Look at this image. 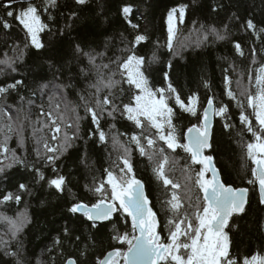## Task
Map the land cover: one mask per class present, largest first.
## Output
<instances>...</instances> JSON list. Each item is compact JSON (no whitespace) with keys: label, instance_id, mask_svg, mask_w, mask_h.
Masks as SVG:
<instances>
[{"label":"trees","instance_id":"16d2710c","mask_svg":"<svg viewBox=\"0 0 264 264\" xmlns=\"http://www.w3.org/2000/svg\"><path fill=\"white\" fill-rule=\"evenodd\" d=\"M35 2L40 4L41 0ZM126 3L133 8L129 19L132 23H138L139 31L149 37L138 46V54L150 57L155 52L157 57L147 71L153 87L167 89L170 82L186 103V98L195 93L201 105L205 106L209 97H214L217 107L221 103L228 105L227 120L219 116L214 118L212 147L206 155L213 156L226 184L249 188L245 213L234 216L230 221L231 251L241 257L257 252L264 254V205L259 203L257 185L247 184V180L252 178L251 168L254 165L246 158L245 145L252 140V134L239 120L241 109L227 96V90L231 87L238 98L243 99L240 92L248 86L249 70L254 73L264 63V32L260 31L264 29V0H87L83 6L77 5L75 0H58V7L50 11L51 20L47 19L49 13L42 15L49 25V29L41 33V41L45 45L42 49L30 44L25 48L28 41L22 25L7 17L12 27L4 29L0 25V61L16 58L12 65L16 70L12 71L0 63V69H4L0 72V85L17 80L22 83L0 97V127L8 123L5 112L15 121L14 126L20 123L18 116L22 117L25 113L35 120L42 106L48 109L49 96L53 92L59 96L62 108L65 103L69 108L81 104L80 95H87L89 91L88 81L80 71L87 65V60L76 51V45L79 44L85 51L104 52L106 57L112 59L121 56V49L125 47L121 33L127 40H131L135 34L120 11ZM181 4L188 7L183 22L177 21V38L173 40L172 49H169L167 14L171 8ZM20 6L27 5L15 3L8 10L18 12ZM72 12L76 16L72 17ZM4 13L5 8L0 5V16H4ZM248 19L256 25L255 30L242 27ZM224 24L229 26L226 39L218 40L209 34L212 27L222 30ZM237 42L244 55L237 52ZM107 62L108 59H104V63ZM165 72L168 73L167 80ZM226 78L230 79V84L226 83ZM237 80L241 81L239 87ZM68 84L72 87L57 88ZM43 85L48 87L41 91ZM170 105L174 107L173 123L180 135V142L186 143L185 131L200 121L176 106L174 99L170 100ZM20 109L24 111L19 112ZM202 111L200 107L198 115L202 116ZM78 112L83 117L77 133L79 138L60 155L56 165L60 174L67 178V189H71V193L67 189L58 192L43 181L37 183L35 173L20 166L0 173V200L6 193H17L21 183L27 184L31 192V195L21 192L19 203L15 200L0 202V214L10 218H16L27 210V222L14 238L8 223L0 219V238L7 241V250L20 253L19 259L23 260V264H65L69 257L78 259L79 264H95L98 257L102 258L113 247L119 246L111 239L113 223L121 232L131 230L130 218L125 223L123 214L114 216L112 222L97 223L93 228L91 222L81 214L73 215L67 211L73 202V195L85 202H95L88 188L106 179L105 170L112 169L117 163L122 164L118 159L121 152L113 146V136H118L119 141L130 148L135 176L143 181L150 206L157 213L160 224L158 231L162 236L167 235L165 225L170 213L164 202L170 198L171 187L166 188L157 179L153 172L155 161L150 162L146 156H141L130 140L133 134L140 135L141 129L119 114L115 119L104 117L101 127L108 139L100 142L98 133L90 135L95 132L90 116L85 114L82 106ZM250 112L251 109H247V113ZM226 122L232 127L225 128ZM113 124L114 128L111 127ZM254 127H258L255 122ZM23 135V147L18 144L15 134L8 141V147L29 163L43 167V162L36 157L37 145L28 121H24ZM3 138L4 133L0 132V142H3ZM142 143L146 144V141ZM157 147L165 148V154L175 161V168L169 175L181 184L185 183V175H193L194 178V173L201 167L192 164L189 154L182 148L175 151L167 149L166 144L159 140ZM40 150L43 151L42 146ZM0 160H3V156H0ZM185 165L190 167V171L184 168ZM43 171L49 177L54 175L50 167H43ZM188 186L193 188L195 194L194 186L191 183ZM180 191L183 195V189ZM65 227L71 230V236L64 234ZM77 236L80 237L78 241L75 239ZM57 237L61 241L59 244L55 243ZM82 252L84 255H81ZM16 262L17 257L6 255L4 245L0 244V264Z\"/></svg>","mask_w":264,"mask_h":264},{"label":"snow or ice","instance_id":"6c2138e0","mask_svg":"<svg viewBox=\"0 0 264 264\" xmlns=\"http://www.w3.org/2000/svg\"><path fill=\"white\" fill-rule=\"evenodd\" d=\"M23 3L27 6H20L18 12L8 10L11 7V0L4 3L5 13L4 16H0V25L4 29L11 28L12 25L6 18H13L22 25L25 32L28 43L24 47L27 48L30 44L36 49H42L45 45L41 41V33L49 29L42 15L45 12L49 13L47 19L51 20L50 11L58 7V0H41L40 4L35 0H23ZM75 3L83 6L87 0H75ZM187 7L181 4L168 11L169 49H172L173 40L177 38V21L183 22ZM120 11L135 32L131 40H127L121 33L122 43H125V47L121 49L123 53L121 56L112 59L106 57L104 52L85 51L79 44L76 45V51L87 60V65L80 71L88 81L89 91L87 95H80L81 104L69 108L68 103H65L62 108L59 96L53 92L49 96L48 109L45 110L42 106L35 120L31 119L29 113H25L22 117L18 116L20 123L14 126L15 121L11 115L4 113L8 123L0 127V132L4 133L3 142H0V156H3V160H0V173L14 166L30 169L35 173L37 183L46 182L49 187L62 193L67 189V178L60 174L56 165L60 155L79 138L77 133L83 117L79 115L78 109L82 106L85 114L90 116L92 124L95 125V132L90 135L98 133L100 142H106L108 139L101 127L102 119L104 117L115 119L119 114L141 129V134H133L130 140L141 156H146L150 162L155 161L153 172L157 179L161 180L166 188L171 187L170 198L164 202L166 210L170 213L165 225L167 235L162 236L161 231H158L160 224L157 213L150 206L143 182L135 176L130 148L123 145L118 136H113V146L121 152L118 159L122 164L117 163L112 169L105 170L106 179L88 188V192L95 197V202H85L73 195V202L67 209L73 215L81 214L91 222L93 228L98 222H112L114 216L118 214H123L125 223L130 218V231L121 232L113 223L114 234L111 239L119 246L113 247L102 258L98 257L95 264H264V254L259 252L241 257L231 251L230 221L234 216L245 213L246 205L249 203V188L225 184L213 157L205 155V150L212 147V117L219 116L227 120L228 105L221 103L217 107L214 104V97L207 99L206 106L201 105L195 93L186 98V103L170 82L167 89L154 88L147 71L150 64L156 62V54L153 52L150 57L138 54V46L149 37L139 31L138 23H132L129 19L133 13L130 4H124ZM70 15L74 17L76 13L72 12ZM228 27V24H224L222 30L212 27L209 34L218 40H224ZM242 27L256 29L251 19ZM260 31L264 32V29ZM235 48L240 55H244L240 43L237 42ZM106 58L108 62L104 63ZM15 59L8 58L0 63L15 71L16 69L12 67ZM2 71L4 69H0V72ZM164 76L167 80L168 73L165 72ZM21 83L22 81L17 80L14 83L0 85V97L10 90H15ZM226 83H231L229 78H226ZM240 83L241 81L237 80L238 87ZM47 87L48 85H43L41 91ZM69 87L72 85L57 86ZM227 96L241 109L239 120L246 131L252 134V140L245 145L246 158L254 165L251 168L252 178L247 180V184L258 185L259 203L264 205V63H261L254 73L249 70L248 86L240 92L243 99H239L231 87L227 90ZM173 99L175 105L182 111L190 113L200 121L199 124H193L187 129L186 143L180 142V135L173 123L175 112L174 107L170 105V100ZM200 107L203 108L202 116L198 115ZM247 109H251V112L247 113ZM24 121H28L32 128V138L37 145V160L43 162V167H50L54 174L52 177L45 174L43 167L37 163H29L14 149L8 147V141L13 134L16 135L18 144L23 147ZM254 122L258 127H254ZM111 127L114 128L115 125ZM224 127L231 128L232 125L226 122ZM157 140L163 141L167 149L173 151L182 148L189 154L192 164L201 166L194 173V178L193 175H185V183L181 184L179 180L170 177L169 172L174 170L175 161L170 160L165 154V148L157 147ZM142 141H146V144ZM40 146L43 147V151L40 150ZM184 168L190 171L188 165ZM189 183L194 186L195 194L193 188L188 186ZM18 188L17 193L9 192L3 195L0 202L15 200L19 203L22 198L21 192H28L31 195L27 184L21 183ZM67 191L71 193V189ZM0 219L8 223L11 236L14 238L27 222V210L19 213L16 218L0 214ZM64 234L71 236V230L65 227ZM75 239L78 241L80 237L77 236ZM60 242L57 237L55 243ZM0 244L4 245L6 255L17 257L16 264H23V260L19 259V252L7 250V241L0 238ZM65 264H79V260L69 257Z\"/></svg>","mask_w":264,"mask_h":264},{"label":"water","instance_id":"95a60500","mask_svg":"<svg viewBox=\"0 0 264 264\" xmlns=\"http://www.w3.org/2000/svg\"><path fill=\"white\" fill-rule=\"evenodd\" d=\"M35 1H37V0H35ZM8 2V0H0V5H3L4 3H7ZM15 3H23V0H11V5H13V4H15ZM206 106V105H205ZM203 112V111H202ZM214 118H215V116H213L212 117V127H213V123H214ZM186 133H187V130L185 131V134H184V140H185V142H187V140H186ZM208 151V149L207 150H205V155H206V152ZM213 157V156H212ZM213 160H214V158H213ZM214 163H215V161H214ZM215 166H216V164H215ZM216 168L219 170V168L216 166ZM219 172H220V170H219ZM220 175H221V173H220ZM137 179H139V178H137ZM221 179H222V176H221ZM139 180H141V179H139ZM223 180V179H222ZM142 181V180H141ZM143 182V181H142ZM224 182V181H223ZM225 183V182H224ZM144 184V183H143ZM226 184V183H225ZM233 186V185H232ZM234 187V186H233ZM144 190H145V193H146V189H145V185H144ZM257 190H258V185H257ZM146 195H147V193H146ZM258 195H259V191H258ZM149 198V197H148ZM149 201H150V199H149ZM151 202V201H150ZM102 222H105V221H102ZM98 223H100V222H98ZM66 262V261H65Z\"/></svg>","mask_w":264,"mask_h":264},{"label":"rangeland","instance_id":"374dc122","mask_svg":"<svg viewBox=\"0 0 264 264\" xmlns=\"http://www.w3.org/2000/svg\"><path fill=\"white\" fill-rule=\"evenodd\" d=\"M7 58H4V59H2V61H4V60H6ZM3 64V63H2ZM4 65V64H3ZM4 66H6V65H4Z\"/></svg>","mask_w":264,"mask_h":264},{"label":"bare ground","instance_id":"6f19581e","mask_svg":"<svg viewBox=\"0 0 264 264\" xmlns=\"http://www.w3.org/2000/svg\"><path fill=\"white\" fill-rule=\"evenodd\" d=\"M209 149H210V148H209ZM209 149H208V150H209Z\"/></svg>","mask_w":264,"mask_h":264}]
</instances>
